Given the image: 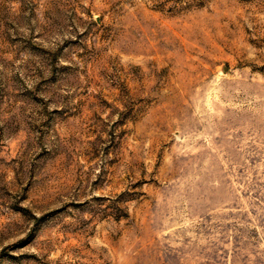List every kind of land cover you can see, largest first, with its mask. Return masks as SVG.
Returning <instances> with one entry per match:
<instances>
[{
  "label": "rangeland",
  "instance_id": "obj_1",
  "mask_svg": "<svg viewBox=\"0 0 264 264\" xmlns=\"http://www.w3.org/2000/svg\"><path fill=\"white\" fill-rule=\"evenodd\" d=\"M0 264H264V0H0Z\"/></svg>",
  "mask_w": 264,
  "mask_h": 264
}]
</instances>
